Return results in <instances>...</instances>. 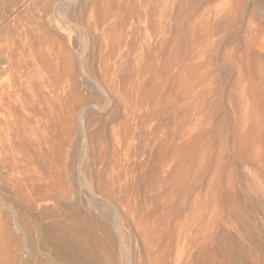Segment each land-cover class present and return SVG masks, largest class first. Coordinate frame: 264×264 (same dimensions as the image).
I'll list each match as a JSON object with an SVG mask.
<instances>
[{"label": "rangeland", "instance_id": "obj_1", "mask_svg": "<svg viewBox=\"0 0 264 264\" xmlns=\"http://www.w3.org/2000/svg\"><path fill=\"white\" fill-rule=\"evenodd\" d=\"M248 1L0 0V264H264Z\"/></svg>", "mask_w": 264, "mask_h": 264}, {"label": "bare ground", "instance_id": "obj_2", "mask_svg": "<svg viewBox=\"0 0 264 264\" xmlns=\"http://www.w3.org/2000/svg\"><path fill=\"white\" fill-rule=\"evenodd\" d=\"M228 1V0H227ZM244 1L245 0H235V7L234 6H232V5H230L229 7L230 8H228V10L225 12V13H227L228 15H233V16H230V17H234V19H235V21H236V23L238 24L239 23V21L242 19V17H243V14H244V9H245V4H244ZM249 2V1H248ZM228 4V3H227ZM232 6V7H231ZM248 9H250L249 11H248ZM248 11V12H247ZM246 12L247 13H249V15L251 16V18L253 17V16H255V18H257V24H254V23H252V20L250 19L249 21H248V28L251 26V27H253L252 28V32H253V35H252V41H259L260 40V35H262V30L264 31V0H250V2H249V8H246ZM227 16V15H226ZM240 17H241V19H240ZM245 18V17H244ZM233 19V18H232ZM225 26V25H224ZM228 27V26H227ZM229 29H230V27H229ZM250 40V41H251ZM253 43V42H252ZM34 47V46H33ZM258 48L260 49V50H262V51H264V41H262V42H260L259 43V45H258ZM246 51H245V53L243 54V55H241L240 57V63L241 64H243L244 66H246L248 69H249V71H253L252 70V67H253V65H251L252 64V62H253V59H252V57L250 56V55H248L247 54V52H248V50H249V47L247 46L246 47V49H245ZM243 68V67H242ZM252 74H250V76H251ZM249 78V77H248ZM264 83V82H263ZM47 84V83H46ZM7 86V85H6ZM258 88V86H254V84H251L250 83V85H249V87H248V89H249V91L250 92H252V91H256V89ZM17 92V91H16ZM12 93V92H11ZM9 96V95H8ZM141 101V100H140ZM53 102V101H52ZM51 102V103H52ZM125 105H126V103H124ZM123 104V105H124ZM141 106V105H140ZM61 107V106H60ZM129 109V108H128ZM131 111V110H130ZM129 111V112H130ZM139 111H140V109H139ZM137 113V112H136ZM131 114V113H130ZM134 116V115H133ZM141 118V117H140ZM33 120V119H32ZM121 130V129H120ZM122 137V136H121ZM10 138V137H9ZM8 138V139H9ZM123 138V137H122ZM121 138V139H122ZM10 140V139H9ZM125 140V139H124ZM123 141V140H122ZM119 143V142H118ZM35 144V143H34ZM120 145V144H119ZM1 147H3L2 145H1ZM7 147V146H6ZM10 147V146H9ZM8 148V147H7ZM19 148V147H18ZM120 149H121V147H120ZM37 151V150H36ZM6 152V151H5ZM42 152V151H41ZM51 155H52V153H51ZM36 157H37V155H36ZM46 157V156H45ZM10 158V157H9ZM43 159V158H42ZM12 161H13V159H12ZM16 162V161H15ZM19 162V161H18ZM17 163V162H16ZM39 163V162H38ZM43 163V162H42ZM28 165V164H27ZM46 165V164H45ZM256 166V165H255ZM24 168H26V167H24ZM38 171V170H37ZM15 172V171H14ZM18 176V175H17ZM42 176V175H41ZM40 180V179H39ZM36 182V181H35ZM43 188H44V186H43ZM43 190V189H42ZM45 190V189H44ZM39 191V190H38ZM49 195V194H48ZM45 198V197H44ZM77 232V231H76ZM79 233V232H78ZM78 233H77V235H78ZM73 235H74V233H73ZM75 236H76V234H75ZM74 236V237H75ZM145 237V236H144ZM250 237V236H249ZM148 239V238H147ZM181 240V239H180ZM256 240V239H255ZM150 241V240H149ZM253 241V240H252ZM146 242V241H145ZM161 243H163V242H161ZM184 243V242H183ZM180 244V243H179ZM255 244V243H254ZM162 245V244H161ZM168 245V244H167ZM187 245V244H186ZM253 245V244H252ZM151 246V245H150ZM190 246V245H189ZM163 247V246H162ZM257 247V246H256ZM145 248H147V247H145ZM191 248V247H190ZM259 248V247H258ZM256 249V248H255ZM156 251V250H155ZM192 256V255H191ZM190 256V257H191ZM189 258V257H188ZM191 262V261H190ZM189 262V263H190ZM192 263V262H191ZM190 263V264H191ZM259 264V263H258ZM261 264H263V263H261Z\"/></svg>", "mask_w": 264, "mask_h": 264}]
</instances>
